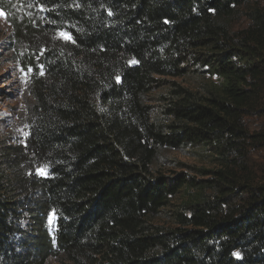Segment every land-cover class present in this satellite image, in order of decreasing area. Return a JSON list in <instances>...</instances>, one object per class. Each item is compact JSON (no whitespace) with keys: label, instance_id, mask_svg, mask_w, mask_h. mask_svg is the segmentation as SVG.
I'll use <instances>...</instances> for the list:
<instances>
[{"label":"trees","instance_id":"1","mask_svg":"<svg viewBox=\"0 0 264 264\" xmlns=\"http://www.w3.org/2000/svg\"><path fill=\"white\" fill-rule=\"evenodd\" d=\"M30 1L37 17L12 24L32 104L23 140H0V264H264V164L249 161L264 0ZM180 148L211 176L162 170Z\"/></svg>","mask_w":264,"mask_h":264},{"label":"rangeland","instance_id":"2","mask_svg":"<svg viewBox=\"0 0 264 264\" xmlns=\"http://www.w3.org/2000/svg\"><path fill=\"white\" fill-rule=\"evenodd\" d=\"M37 7L30 0H0V140L5 142H21L28 125V113L32 104L29 89L31 70L29 62L19 59L17 37L14 34L13 23H21L37 17ZM64 38L67 35L60 33ZM20 45V44H19ZM20 48L25 49L24 46ZM22 54V51H21ZM29 59L36 61L33 56ZM183 85L196 86L197 81L190 75L176 79ZM165 89H156L147 96L146 104L152 107V112L158 109V96ZM253 126V125H251ZM252 165L264 164V148L257 149L249 160ZM158 165L169 174L182 172L195 179L208 178L204 170L216 167L210 158L204 157L198 149H162L158 155ZM40 175H45L43 169H38ZM54 214H50L48 222L51 225ZM48 264H69L63 259H51Z\"/></svg>","mask_w":264,"mask_h":264}]
</instances>
